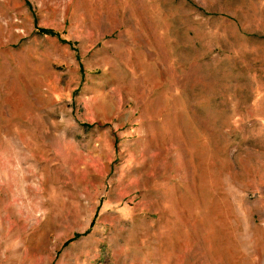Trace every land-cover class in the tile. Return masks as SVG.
Here are the masks:
<instances>
[{
  "label": "rangeland",
  "instance_id": "374dc122",
  "mask_svg": "<svg viewBox=\"0 0 264 264\" xmlns=\"http://www.w3.org/2000/svg\"><path fill=\"white\" fill-rule=\"evenodd\" d=\"M0 264H264V0H0Z\"/></svg>",
  "mask_w": 264,
  "mask_h": 264
},
{
  "label": "trees",
  "instance_id": "16d2710c",
  "mask_svg": "<svg viewBox=\"0 0 264 264\" xmlns=\"http://www.w3.org/2000/svg\"><path fill=\"white\" fill-rule=\"evenodd\" d=\"M38 31H39L41 34H43V35H52V36L55 35V33H54L53 31L46 30V29H42V28L38 29ZM64 42L67 43L66 41H64ZM69 44H70V43H69ZM93 225H94V223L92 224V226H93ZM75 238H77V236H76Z\"/></svg>",
  "mask_w": 264,
  "mask_h": 264
}]
</instances>
